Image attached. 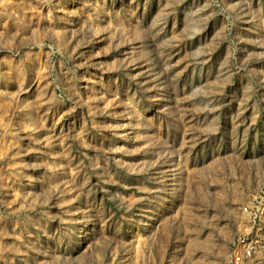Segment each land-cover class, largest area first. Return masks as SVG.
Instances as JSON below:
<instances>
[{"label": "rangeland", "instance_id": "1", "mask_svg": "<svg viewBox=\"0 0 264 264\" xmlns=\"http://www.w3.org/2000/svg\"><path fill=\"white\" fill-rule=\"evenodd\" d=\"M0 264H264V0H0Z\"/></svg>", "mask_w": 264, "mask_h": 264}]
</instances>
